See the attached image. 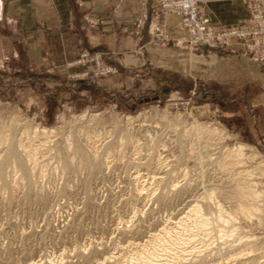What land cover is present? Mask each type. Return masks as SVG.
<instances>
[{
  "label": "rangeland",
  "instance_id": "rangeland-1",
  "mask_svg": "<svg viewBox=\"0 0 264 264\" xmlns=\"http://www.w3.org/2000/svg\"><path fill=\"white\" fill-rule=\"evenodd\" d=\"M241 1L250 18L215 25L228 34L216 47L172 39L143 15L123 32L137 43L147 29L138 61L134 49L81 50L63 25L24 24L18 44L3 41L0 21V264H149L151 240L179 232L197 205L210 232L191 228L150 264H264V32L254 21L264 0ZM149 46L230 67L248 57L263 76L194 77L158 64ZM242 206L259 210L246 218Z\"/></svg>",
  "mask_w": 264,
  "mask_h": 264
},
{
  "label": "crops",
  "instance_id": "crops-1",
  "mask_svg": "<svg viewBox=\"0 0 264 264\" xmlns=\"http://www.w3.org/2000/svg\"><path fill=\"white\" fill-rule=\"evenodd\" d=\"M141 2V0H0L2 39L18 44L17 33L24 24L63 25L71 27L70 35L75 36L81 50L90 51L93 47L103 50L118 48L120 51L134 49L130 53L129 61H138L144 57L142 53L144 42L150 39L147 36V29H144L137 43L133 42L132 37H125L128 29L144 15L146 25L151 20L152 23L156 21L170 38L180 42L188 40L180 17L170 15L156 19L155 10L152 8L153 2L148 3L146 10L143 9ZM202 8L214 25L219 27L238 25L250 18L249 11L241 0H204ZM89 22L98 25L97 29L91 30ZM117 41H122L119 46ZM149 48L152 59H157L158 64L180 69L194 77L208 75L207 77L214 78L218 72L228 75L230 79L249 76L255 81L263 76L259 65L248 57L241 62L234 61L230 67L216 58L210 62L197 59L185 49L175 52L152 46Z\"/></svg>",
  "mask_w": 264,
  "mask_h": 264
},
{
  "label": "bare ground",
  "instance_id": "bare-ground-1",
  "mask_svg": "<svg viewBox=\"0 0 264 264\" xmlns=\"http://www.w3.org/2000/svg\"><path fill=\"white\" fill-rule=\"evenodd\" d=\"M175 16H178L177 14H175ZM178 17H180V16H178ZM181 18V17H180ZM182 20V19H181ZM259 23H261V25H262V28H263V30H264V21L262 22V20H260L259 21ZM184 28V27H183ZM184 30L187 32V30L184 28ZM188 33V32H187ZM188 36H189V34H188ZM190 38V37H189ZM263 44H264V38H263ZM169 120V119H168ZM172 122V121H171ZM5 128V126L3 127V129ZM1 130H2V128H1ZM0 130V131H1ZM38 130V129H37ZM40 130V129H39ZM51 131L50 130H48V129H43L42 131H41V133L39 132V133H37V135H39V134H42V135H48L49 133H50ZM35 138V137H34ZM48 141V140H47ZM14 145H16V144H13V147H14ZM44 145V144H43ZM18 147V146H17ZM241 149L243 148V146H241L240 147ZM82 149L84 150V148H81V147H78L77 148V151L80 153V152H83L82 151ZM10 150H12V148L10 149ZM18 150V149H17ZM15 152V151H14ZM84 153V152H83ZM83 153H81V154H83ZM89 153V152H88ZM92 153V152H91ZM90 153V154H91ZM16 154V153H15ZM78 154V153H77ZM80 154V155H81ZM86 154V153H85ZM87 155V154H86ZM86 155H84L83 154V156H86ZM89 155V154H88ZM92 155V154H91ZM231 155V154H230ZM16 156H17V154H16ZM16 156H14V157H16ZM24 156V155H23ZM82 157V156H81ZM89 157V156H88ZM11 158V157H10ZM18 158V156L16 157V159ZM83 158V157H82ZM84 158H87V157H84ZM96 158V157H95ZM23 160V159H22ZM21 159H19V164H20V166L22 167H20L21 169H26V167H25V163L22 161ZM26 160V159H25ZM90 159L89 158H87V161H89ZM97 161V160H96ZM29 163V162H28ZM98 163V162H97ZM90 164V163H89ZM16 167V166H15ZM261 168V167H260ZM23 171V170H22ZM27 171V170H26ZM31 174H32V168H31ZM35 172V171H34ZM29 174V173H28ZM31 174L29 175V176H31ZM150 191V190H149ZM248 191V190H247ZM243 192L242 191H240V193L239 194H242ZM254 196L256 197V193L254 194ZM258 197V196H257ZM236 199H238L237 197H236ZM216 201V200H215ZM239 201H241V199L239 200ZM253 201V200H252ZM251 201V202H252ZM244 202V201H243ZM212 203V202H211ZM217 204V210H216V219L217 220H219L220 222H222V223H224V225L225 226H228L227 224H229V223H231V221H233V216L232 215H230V214H228V212L227 211H225L224 209H223V207L220 205V204H218V203H216ZM256 204V203H255ZM245 206H246V204H245ZM243 207L242 206V208H240V210H242V214L244 215V216H246V218H251L252 216H254L255 215V212L256 211H258L259 209L257 208H255V209H253V208H251V207ZM241 207V206H240ZM239 214V213H238ZM228 216V217H227ZM263 216V215H262ZM256 217H254V219H255ZM215 219V220H216ZM257 219V218H256ZM216 220V221H217ZM236 220V219H235ZM259 221V220H258ZM211 219L210 218H208V216H206V213L204 212V210L202 209V207L200 206V205H197V206H194L192 209H191V211L187 214V216L186 217H184V219H181L178 223H176V224H174L175 225V227H176V229H178V230H180L179 232H176L175 234H173L172 233V231H170V230H173L174 229V227H173V229H165L164 231V233H162V234H160V236H155V238H153L151 241H152V243H154L152 246H151V244H149L152 248L151 249H153V253L151 252H149V255L147 256V258H145L147 261H145L146 263L147 262H149V264L150 263H153V262H151V261H153V259L156 257V256H158V254L156 255V253H155V251H157L156 249H160V248H162L163 249V251H164V249L165 250H170V251H179V247L180 246H183V245H186L188 242V240L185 238V234L184 233H187V232H189L190 233V231H192L191 230V228H195V226L196 227H198V228H200V230H201V232H205V233H207L208 234V232H210V230H209V227H210V225H211ZM217 224V223H216ZM214 225H215V223H214ZM214 225H212L213 227H214ZM211 226V227H212ZM217 226V225H216ZM170 227V226H169ZM166 228H168V227H166ZM197 228V229H198ZM196 229V228H195ZM169 230V231H168ZM199 230V231H200ZM232 230V229H231ZM233 231V230H232ZM194 232V231H193ZM219 232V231H218ZM236 232H233V234H235ZM210 234V233H209ZM233 234H232V236H233ZM191 236V235H190ZM219 236L222 238H224V237H229V231H227L225 228H223V230L221 229V231H220V234H219ZM195 238H197V237H195ZM193 241H195V240H193ZM146 242V241H145ZM238 243V242H237ZM147 246V245H146ZM143 248V247H142ZM145 248H147V247H145ZM257 248V247H256ZM183 249H184V247H183ZM161 250V249H160ZM150 251V250H149ZM182 251V250H181ZM143 252V251H142ZM258 253V252H257ZM139 254V253H138ZM142 254V253H141ZM143 254H145L144 252H143ZM198 255V254H197ZM145 256V255H144ZM204 256V255H203ZM140 257V256H139ZM133 259H137V258H135L134 256L132 257ZM159 258V257H158ZM176 258V257H175ZM198 258V257H197ZM140 259V258H139ZM142 259V258H141ZM144 258H143V262H144V260H145ZM190 259V258H189ZM199 259V258H198ZM157 260V259H156ZM128 262V261H127ZM135 262H136V260H135ZM139 262V261H138ZM126 263V262H125ZM160 264V263H159ZM221 264H225L224 262H222Z\"/></svg>",
  "mask_w": 264,
  "mask_h": 264
},
{
  "label": "built area",
  "instance_id": "built-area-1",
  "mask_svg": "<svg viewBox=\"0 0 264 264\" xmlns=\"http://www.w3.org/2000/svg\"><path fill=\"white\" fill-rule=\"evenodd\" d=\"M149 0H144L147 3ZM201 0H155V4L160 8L158 13L165 15H175L181 17L184 28L187 30L190 41L195 46L209 45L216 47V40L228 37L224 30H218L212 23L210 18L204 13L200 7ZM148 4V3H147ZM254 21L259 25L260 20L264 21L263 9L260 5L256 8ZM262 28V25H261ZM263 30V28H262ZM238 29H234L233 35L237 34ZM264 32V30H263ZM222 33H224L222 35ZM240 33V32H238ZM230 36V35H229ZM236 36V35H235Z\"/></svg>",
  "mask_w": 264,
  "mask_h": 264
}]
</instances>
